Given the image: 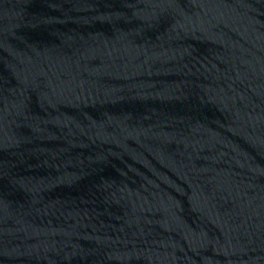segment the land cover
I'll return each instance as SVG.
<instances>
[{"label":"water","instance_id":"1","mask_svg":"<svg viewBox=\"0 0 264 264\" xmlns=\"http://www.w3.org/2000/svg\"><path fill=\"white\" fill-rule=\"evenodd\" d=\"M0 264H264V0H0Z\"/></svg>","mask_w":264,"mask_h":264}]
</instances>
